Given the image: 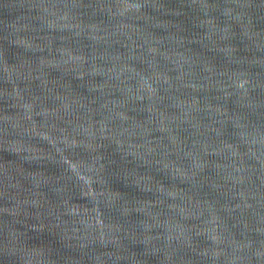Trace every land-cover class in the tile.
<instances>
[{
  "label": "water",
  "instance_id": "95a60500",
  "mask_svg": "<svg viewBox=\"0 0 264 264\" xmlns=\"http://www.w3.org/2000/svg\"><path fill=\"white\" fill-rule=\"evenodd\" d=\"M0 264H264V0H0Z\"/></svg>",
  "mask_w": 264,
  "mask_h": 264
}]
</instances>
